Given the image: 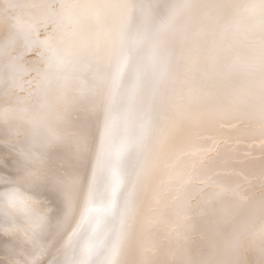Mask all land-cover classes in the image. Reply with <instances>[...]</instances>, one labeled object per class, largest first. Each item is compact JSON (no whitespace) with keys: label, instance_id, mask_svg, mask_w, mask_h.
<instances>
[{"label":"snow or ice","instance_id":"1","mask_svg":"<svg viewBox=\"0 0 264 264\" xmlns=\"http://www.w3.org/2000/svg\"><path fill=\"white\" fill-rule=\"evenodd\" d=\"M0 214V264H264V0H0Z\"/></svg>","mask_w":264,"mask_h":264},{"label":"bare ground","instance_id":"2","mask_svg":"<svg viewBox=\"0 0 264 264\" xmlns=\"http://www.w3.org/2000/svg\"><path fill=\"white\" fill-rule=\"evenodd\" d=\"M220 143H223L222 141L221 142H218L217 144V147H219V144ZM259 145L257 143H250L248 145H244L242 142L241 143H237L236 145H234V148H240L242 149V151L240 152V155L241 156H245L248 154V149H252V148H258ZM215 155V152H209L207 153L205 156H203L202 158L198 159V160H195L193 161L192 163H190L188 165V167L190 168V170L194 173L200 166H202L210 157L214 156ZM163 183L166 185L168 183H170V181H163ZM199 186V185H197ZM2 215V214H0ZM158 225L160 227H164V224L162 221H158L157 222Z\"/></svg>","mask_w":264,"mask_h":264}]
</instances>
